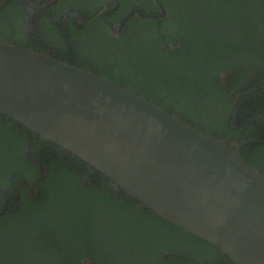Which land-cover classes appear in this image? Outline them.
<instances>
[{"label":"trees","instance_id":"1","mask_svg":"<svg viewBox=\"0 0 264 264\" xmlns=\"http://www.w3.org/2000/svg\"><path fill=\"white\" fill-rule=\"evenodd\" d=\"M177 2L172 10L163 4L168 18L144 21L142 38L108 55L88 47L63 51L66 59L56 60L95 73L229 145H241L246 119L260 133L247 138L264 140V125L248 113L259 106L264 115V94L239 96L231 107L236 93L247 90L245 81L264 73V53L256 47L264 41V0ZM260 80L264 84V76ZM230 107L237 110L234 130L231 120L225 123ZM250 146L240 155L261 170L258 154L247 158ZM0 264L233 263L76 156L0 114Z\"/></svg>","mask_w":264,"mask_h":264},{"label":"water","instance_id":"2","mask_svg":"<svg viewBox=\"0 0 264 264\" xmlns=\"http://www.w3.org/2000/svg\"><path fill=\"white\" fill-rule=\"evenodd\" d=\"M0 114L233 264H264V176L241 157L242 145L94 73L1 41Z\"/></svg>","mask_w":264,"mask_h":264},{"label":"flooded vegetation","instance_id":"3","mask_svg":"<svg viewBox=\"0 0 264 264\" xmlns=\"http://www.w3.org/2000/svg\"><path fill=\"white\" fill-rule=\"evenodd\" d=\"M177 1L0 0V41L30 51H39L54 59H66L62 57L63 51L78 52L88 47H92L95 54L104 56L125 43L142 38L146 29L144 21L168 18L163 4L172 10ZM175 43L170 46L173 47ZM257 44L258 52L264 53V41L260 40ZM78 66L81 64L78 63ZM262 76L264 73L260 70V75L256 78L246 80L243 88L247 90L234 94L231 107L235 106L239 96L262 97L264 94V84L260 80ZM223 95L226 97L224 92ZM260 106L264 108V103ZM231 107L228 108L225 123L228 125L231 120L229 128L234 130L237 128L233 124L236 123L238 116L237 110L233 111ZM258 107L251 106L248 113H255L256 117L253 120H259L260 125L263 126L264 115ZM250 121L252 120L246 119L242 123L244 128L241 129L243 132L241 145L264 144V140L260 137L247 138L251 134H260L254 123ZM218 140L226 142L222 138ZM247 150L248 159L258 154L260 161L255 160V162L261 166V170H258L264 176V149L256 152L250 146Z\"/></svg>","mask_w":264,"mask_h":264}]
</instances>
